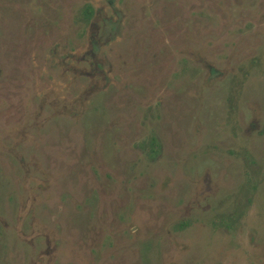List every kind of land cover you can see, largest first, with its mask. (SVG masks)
I'll return each instance as SVG.
<instances>
[{
  "label": "rangeland",
  "instance_id": "obj_1",
  "mask_svg": "<svg viewBox=\"0 0 264 264\" xmlns=\"http://www.w3.org/2000/svg\"><path fill=\"white\" fill-rule=\"evenodd\" d=\"M0 264H264V0H0Z\"/></svg>",
  "mask_w": 264,
  "mask_h": 264
},
{
  "label": "flooded vegetation",
  "instance_id": "obj_2",
  "mask_svg": "<svg viewBox=\"0 0 264 264\" xmlns=\"http://www.w3.org/2000/svg\"><path fill=\"white\" fill-rule=\"evenodd\" d=\"M110 26H111V24H110Z\"/></svg>",
  "mask_w": 264,
  "mask_h": 264
}]
</instances>
